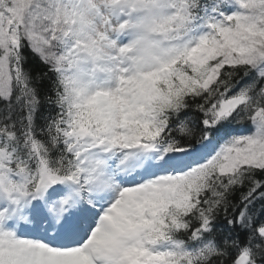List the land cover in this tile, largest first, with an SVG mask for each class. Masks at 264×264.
<instances>
[{"label":"snow or ice","instance_id":"1","mask_svg":"<svg viewBox=\"0 0 264 264\" xmlns=\"http://www.w3.org/2000/svg\"><path fill=\"white\" fill-rule=\"evenodd\" d=\"M0 264H264V0H0Z\"/></svg>","mask_w":264,"mask_h":264}]
</instances>
